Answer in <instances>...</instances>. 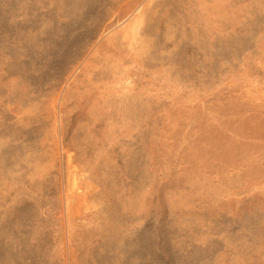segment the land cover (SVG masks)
<instances>
[{
  "label": "rangeland",
  "instance_id": "obj_1",
  "mask_svg": "<svg viewBox=\"0 0 264 264\" xmlns=\"http://www.w3.org/2000/svg\"><path fill=\"white\" fill-rule=\"evenodd\" d=\"M0 264H264V0H0Z\"/></svg>",
  "mask_w": 264,
  "mask_h": 264
}]
</instances>
